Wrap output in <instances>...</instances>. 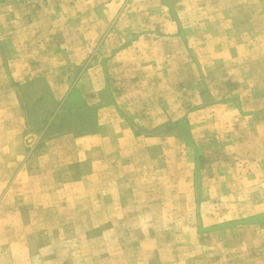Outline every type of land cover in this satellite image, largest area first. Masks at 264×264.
I'll return each mask as SVG.
<instances>
[{
  "label": "rangeland",
  "instance_id": "obj_1",
  "mask_svg": "<svg viewBox=\"0 0 264 264\" xmlns=\"http://www.w3.org/2000/svg\"><path fill=\"white\" fill-rule=\"evenodd\" d=\"M0 264H264V0H0Z\"/></svg>",
  "mask_w": 264,
  "mask_h": 264
}]
</instances>
